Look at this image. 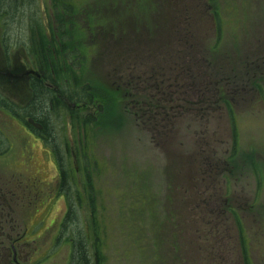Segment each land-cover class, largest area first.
<instances>
[{
    "label": "rangeland",
    "instance_id": "374dc122",
    "mask_svg": "<svg viewBox=\"0 0 264 264\" xmlns=\"http://www.w3.org/2000/svg\"><path fill=\"white\" fill-rule=\"evenodd\" d=\"M47 1L28 0L11 17L6 14L0 17V33H4L0 35L2 50L12 53L15 41L27 47L34 23L40 24L43 30L47 25L49 40L52 39L55 30L50 29V4ZM62 1L68 5L67 10L59 15L64 32L69 35L66 43L72 48L71 58L82 67L75 70L84 73L83 77L91 85L96 83V99L88 101V104L93 101L97 104L96 113L91 115L95 119L87 126V137L82 139L80 132L78 135L82 139L83 150L80 158L95 191L97 216L106 243L103 263L208 264L212 260V264H221L217 254H214L216 246L212 249L217 241V250L222 251L221 247H224V252H231L228 263L241 264L236 255L240 251L239 238L244 236L249 251L255 257L251 260L252 264H264V212L259 214L256 223L246 222L248 227L242 232L234 227V222L228 221L217 238L203 239L200 232L204 233L203 230L211 227L206 220L211 221L212 218L204 215L203 221L198 211L189 210L190 192L177 179L179 171L183 170V156L194 163L195 159L219 163L226 156L248 160L249 155H254L256 164L251 165L253 172H259L258 165L264 162V112H261L264 108V0ZM0 10H3L1 3ZM78 10H83L76 15L83 28L71 25ZM168 15L171 21L166 19ZM168 21L174 22L179 32L189 30L206 60L220 61L224 65L238 61L243 64L254 62L253 71L257 73L255 79L260 94L244 106L247 116L237 121L234 130L221 126L216 131L170 132L168 137L161 134V139L166 140L168 145L159 146L151 132L137 127L136 116L127 115L120 106L112 104L104 83L105 77L102 80L97 78L104 75L103 68L107 72V67L89 66L87 60L91 56L88 48L95 37L91 33L102 35H96L97 40L105 37L103 42L107 45L114 42L117 34H121L120 24L123 23L124 27L129 25L125 34L129 44H136L150 39L149 36L157 31V23L160 29L165 28ZM16 85H23V81ZM1 91L3 97L14 105V112L0 108V205L2 201L12 202L8 212L0 208V244L9 246L7 260L10 264H70L71 246L64 237L73 235L72 232L63 234L62 231L53 241L60 226L63 201L56 192L60 182L52 163L55 157L51 153L50 159L49 149L50 145H54L58 160L71 163L63 148V138L65 142L66 137L74 132L71 120L60 111L52 113L48 116L46 130L51 135L45 138L44 133L41 138L32 136L25 126L29 118L33 122L34 119L25 113L21 96L8 88ZM88 109H80L76 118L86 116ZM67 125L69 128H66ZM235 139L234 155L231 150ZM7 146H10L7 152L1 154ZM199 164H196L197 167ZM246 166L249 167L248 164ZM192 171H196L195 166ZM254 189L246 190L253 195ZM9 190L14 192L7 194L8 199L4 193ZM258 193L264 204V187ZM257 209L264 211V205H258ZM74 214L77 228L69 226V230L81 232L83 212ZM186 225L188 232H185ZM180 227L188 233L192 244L197 243L195 248L180 238L178 241L172 239V231ZM25 230L26 236L16 243L13 253L11 241ZM135 241L138 243L133 245ZM219 241L222 243L220 246ZM189 249L192 256L182 251L188 253ZM202 249L208 255L213 251L212 258L215 259L203 256ZM184 257L188 258L186 262Z\"/></svg>",
    "mask_w": 264,
    "mask_h": 264
},
{
    "label": "flooded vegetation",
    "instance_id": "af4514ba",
    "mask_svg": "<svg viewBox=\"0 0 264 264\" xmlns=\"http://www.w3.org/2000/svg\"><path fill=\"white\" fill-rule=\"evenodd\" d=\"M2 15L0 10V17ZM120 25L121 34H117V39H114V42H108L107 45H105V41L103 42L105 37L97 40L96 34L91 33V36L95 37L90 48H88L91 57L87 61L89 66L107 67V72L103 68L104 75L102 76L105 77L104 83L109 90L112 104L114 107L120 106V109L127 115L136 116L137 127L144 132H151L157 145L160 144L159 146L166 147L168 142L161 139V134L168 137L170 132L186 130L195 132L196 130L216 131L221 126L231 131L236 128L239 119L247 116V112H244V106L253 97L256 98L257 94H260L257 92L258 83L255 79L257 73L253 71V61H247L244 64L240 61L230 62L224 65L220 61L214 63L206 60L201 47L193 41V35L189 30H185L184 33L179 32L178 29H175L174 22L168 24V29L160 28L156 33L153 32L149 36L150 39L141 40L136 44H129V40L125 35L127 34V26L124 27L123 23ZM50 29L55 30L53 36H56V29L54 27ZM44 30L43 36L46 41H49L50 36L47 25ZM2 34L4 33L1 32L0 35L2 36ZM42 40L44 41V39ZM33 47L32 37L27 47L18 45L15 41L13 52L9 54L4 49L2 50L0 43V97L4 98L1 89L4 91L8 88L10 91L18 93L21 96V103L24 107H27L32 102L39 85L43 94H47L48 89H51L56 92V97L62 100V104H60V109L52 110V107H50V112L60 111L62 114L65 113L64 115H67V119L71 120L72 124H70L74 128V132L66 137L65 142L63 138V148L67 160L71 159V163L68 161L67 164L61 163L58 160L54 145H50L51 150L49 149L50 159L51 153L55 157L52 163L55 165V173L57 172L56 176L60 182L56 192L63 201V214L60 218V226L54 235V241L58 238L64 221L68 220L66 218L68 212L71 211L74 217V213L77 211L83 212L82 223H86L87 213L91 216L92 211L98 209L95 196L93 195L92 203L87 200L85 193V189L91 188L92 185L90 184V178L87 176L85 164L83 165L80 158V154L83 155L82 139L78 135L80 128L75 124L79 120L76 117L79 115L78 111L80 109L85 110L89 107L86 115L91 116L96 113L97 104L95 101L88 104V102L80 99L68 102L66 97L59 91L64 86V81L60 78L57 85L51 82L46 74L47 72H45L47 69L42 68L43 64H49V61H39L33 52ZM66 62L69 67L71 66L74 69L73 74L79 73L75 69L80 65L77 66L78 62L75 59L71 58ZM23 70H32L37 72L38 75L29 73L25 78H16L17 71ZM50 72L52 73L51 79H54V72L52 70ZM67 77V80H69L68 85L72 87L74 93L80 96L82 86L78 80L75 81L71 75ZM22 81L23 85L17 87L16 83ZM85 89H87L86 92H88L90 99L95 100L96 83L92 82V85L90 84L89 88ZM8 103L10 106L0 108L10 113L14 112V105L10 101ZM231 103L235 106L232 107ZM262 111L264 112V108ZM251 115L248 114V116ZM34 122L39 123L41 126L37 128L33 124L27 123L29 127L27 125L25 127L30 135L41 138L44 133V138L49 136V133L40 122L35 119ZM236 144L237 140L235 139V146L231 150L234 155ZM9 147L7 146L1 154L7 152ZM183 158V167L181 168L184 172L179 171L178 175L180 176L177 179L183 182L190 192L189 210L191 212L193 210L198 211L203 221L204 215L212 218L211 221L206 220L207 223L205 222L211 227L203 230L204 233L200 232L203 239L217 238L219 234L223 233L224 227H226L224 223L227 224L228 221L234 222V227L241 232L248 227L245 224L246 222L256 223L258 221L259 214L264 212L257 209L258 205H264L261 203L258 193L264 187V177H262L264 162L259 163V172H253L251 165L256 164L254 155H249L248 160L241 157L234 159V156H226L219 163H212L209 160L204 162V160L197 159L194 163L188 157L183 156ZM231 160L233 162H230ZM88 163L91 165V162ZM196 164H199V167ZM194 166L196 171H192ZM71 187L76 191V199L69 203L68 195ZM249 188H255L253 195L246 190ZM258 200L259 203H257ZM7 205L11 207L12 202L7 203ZM213 220H215V223H213ZM182 230L183 227H180L179 230L175 228L172 231V239L177 241L180 238L187 241V244H191L188 233H185L188 232V226H185V232ZM26 233L27 230L20 237H15L14 241H11L13 253L16 250V243L21 241ZM228 233L230 234V232ZM246 240L244 236H240L238 243L240 251L236 256L241 260V264H252L251 260H255V257L249 251ZM216 243L217 241L212 245V249L215 245L216 252L214 254H217L219 262L221 264H231V261L228 263V260H231V257H229L231 252H224V247H221L222 251L217 250L218 245ZM220 244L222 243L220 242L219 246ZM189 251L184 254L191 255V249ZM206 255L211 259H215L212 258L213 251L210 252V255L203 251V256ZM210 258L208 259L211 260ZM208 264H212V260Z\"/></svg>",
    "mask_w": 264,
    "mask_h": 264
},
{
    "label": "trees",
    "instance_id": "16d2710c",
    "mask_svg": "<svg viewBox=\"0 0 264 264\" xmlns=\"http://www.w3.org/2000/svg\"><path fill=\"white\" fill-rule=\"evenodd\" d=\"M1 6L3 7V10L1 13L6 14L7 16L13 15L15 11L23 6L28 0H1ZM48 4H50V15H51V28H55L58 30L56 32V36H53L51 40L46 41L43 32L42 27L39 24L34 23L32 29V39H33V46L35 45L34 54L36 58L39 61H49V64H43L42 68L47 69V76H49L51 82L53 84L57 85V82L61 78L64 81V86L59 89L61 91L60 93L66 97L68 102L77 101L80 99L81 101H89V94L86 92L89 86V80L85 77H83L84 73H75L73 74V68L67 65L66 61H69L71 59L70 52L72 51V48L69 47V45L66 43L68 41L69 35H67L64 32V24L63 21L60 19V14L63 13L64 10H67V6L62 0H48ZM81 9V8H80ZM83 10H78L75 14V21L71 22V25H79V21L77 20V14H81ZM2 18V17H1ZM8 18V17H7ZM4 19V18H3ZM2 19V20H3ZM167 20H170V17L166 18ZM171 21V20H170ZM168 21V23H170ZM3 22V21H1ZM167 23V24H168ZM70 24V23H69ZM68 24V25H69ZM100 25V24H99ZM83 28V27H82ZM80 29L81 32H84L83 29ZM127 28H129V25H127ZM157 31L159 29L158 23L156 25ZM165 29H168V25L165 27ZM96 35H99V33H95ZM153 34V33H152ZM129 35V32H128ZM44 39V41L42 40ZM117 38H115L116 40ZM105 40V39H104ZM119 41V40H118ZM131 44V42H130ZM82 55V54H81ZM81 58V57H80ZM45 65V66H44ZM78 69H82L81 66L78 67ZM52 70L54 72V79H51L52 73L50 72ZM68 75H71V77L76 81L78 80L79 84L82 86L80 91V96L78 94L74 93L72 87L69 84ZM98 79L102 80L104 79L103 76H97ZM99 82V81H98ZM100 83V82H99ZM40 89V90H39ZM86 92V93H85ZM32 102L29 103L27 107H24L25 113H27L28 116L32 117L36 121L40 122L44 129L47 130V125H49V119L48 116L51 115L52 112H50V107H52V110H55L56 108L60 109L62 104V100L56 97V92L52 91L51 89H48L47 94H43L41 92V87L39 85L38 89L35 92ZM76 96L75 98L73 96ZM78 96V97H77ZM0 107H8L10 106L8 101L2 97H0ZM65 99V98H64ZM65 99V100H66ZM31 104V105H30ZM57 112V111H54ZM93 122V118L90 115H86L83 118H80L75 124L78 125L80 128V133L84 137H87L89 133L87 132V126ZM25 123H27L25 121ZM50 135V133H49ZM13 190H9L8 192L4 193L5 198L8 197L7 194H13ZM85 193L87 196V200L91 201L93 203V195L94 190L92 187L85 189ZM76 191L73 190V187H71V190L69 191L68 195V201L69 203H72L76 199ZM3 203L0 205L1 210H9V206L7 203L2 201ZM8 212V211H7ZM98 209L92 211V215L89 216L88 213L86 215L87 221L86 223H82L81 232H74V230H69V226H72V228L76 227V220L74 218L73 213L70 211L67 213L66 221H64L62 225V230L66 234V232H72L71 236H65L64 240H69L70 246H71V254H70V264H104V248L106 246V243H104L105 239L102 237V226L99 223L98 220ZM137 229V228H136ZM135 229V230H136ZM78 230V229H77ZM178 241V239H177ZM7 243V242H6ZM138 242H133V245H136ZM192 244V243H191ZM197 246V243H193L191 248H195ZM183 253H185L184 250H182ZM203 251V250H202ZM193 254V253H192ZM191 254V256H192ZM7 256L9 257V246L6 244L1 243L0 244V264H10L7 260ZM93 258V260H92ZM102 258V259H101ZM184 262H186V258L184 257Z\"/></svg>",
    "mask_w": 264,
    "mask_h": 264
},
{
    "label": "water",
    "instance_id": "95a60500",
    "mask_svg": "<svg viewBox=\"0 0 264 264\" xmlns=\"http://www.w3.org/2000/svg\"><path fill=\"white\" fill-rule=\"evenodd\" d=\"M29 73H33V74H35V75H38V73L35 72V71H32V70L24 71V70H23V71H17L15 77L18 78V79H20V78L26 77ZM6 74H8V73H6ZM27 121H28L30 124H33L34 126H36L37 128H40V126H41L39 123L33 122V120L30 119V118H29Z\"/></svg>",
    "mask_w": 264,
    "mask_h": 264
},
{
    "label": "bare ground",
    "instance_id": "6f19581e",
    "mask_svg": "<svg viewBox=\"0 0 264 264\" xmlns=\"http://www.w3.org/2000/svg\"><path fill=\"white\" fill-rule=\"evenodd\" d=\"M43 29V28H42Z\"/></svg>",
    "mask_w": 264,
    "mask_h": 264
}]
</instances>
